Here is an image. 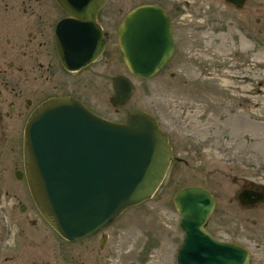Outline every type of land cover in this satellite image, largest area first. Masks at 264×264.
<instances>
[{
    "label": "water",
    "instance_id": "1",
    "mask_svg": "<svg viewBox=\"0 0 264 264\" xmlns=\"http://www.w3.org/2000/svg\"><path fill=\"white\" fill-rule=\"evenodd\" d=\"M57 1L72 17L58 24L59 56L67 68L78 69L104 47L96 14L106 0ZM118 43L128 71L149 78L173 54L170 20L158 6H138L123 17ZM113 92L110 103L119 107L134 86L118 75ZM170 160L167 134L143 110L129 112L126 122L119 123L92 113L75 99L58 98L42 104L25 130L31 195L48 224L71 242L103 230L124 210L151 198ZM173 204L183 234L177 264H248L246 249L217 241L205 229L214 207L207 188L184 186L174 194Z\"/></svg>",
    "mask_w": 264,
    "mask_h": 264
},
{
    "label": "rangeland",
    "instance_id": "2",
    "mask_svg": "<svg viewBox=\"0 0 264 264\" xmlns=\"http://www.w3.org/2000/svg\"><path fill=\"white\" fill-rule=\"evenodd\" d=\"M141 2L152 1L125 0L121 16ZM251 6L250 19L246 20L244 10ZM108 8L114 10V0ZM243 8L239 10L225 0H181V48L169 68L149 78L132 75L118 52L106 56L105 85L90 88L89 102L94 109L116 122L124 121L133 110L148 112L162 124L168 121L174 138L180 139L178 153L187 161H175L151 198L127 208L101 230L106 235L104 251L99 248V233L72 242L59 234L52 237L59 261L69 255L72 264H177L182 232L173 196L180 188L201 185L226 193L235 176L264 183V97L252 95L249 102L241 98V90L247 88L243 85L246 71H236L227 57L233 50L236 53L251 46L245 41L243 25L246 29L258 28L254 24L257 17L264 32V0H246ZM115 25L111 27L113 35ZM195 51L202 55L200 66ZM254 57L256 60L249 65L253 77L249 85L263 79L264 87V42ZM115 75L127 77L134 86L131 97L119 107L109 102L113 96L111 78ZM92 90H97L94 97ZM25 215L31 216L32 212ZM254 216L256 213L251 211L250 218ZM24 217L19 218L20 222ZM40 224H48L43 216ZM249 228L251 237L246 244L252 253L251 264H258L264 256V248L260 247L264 235L255 227ZM100 255L104 257L101 261Z\"/></svg>",
    "mask_w": 264,
    "mask_h": 264
},
{
    "label": "flooded vegetation",
    "instance_id": "3",
    "mask_svg": "<svg viewBox=\"0 0 264 264\" xmlns=\"http://www.w3.org/2000/svg\"><path fill=\"white\" fill-rule=\"evenodd\" d=\"M110 1L106 0L96 14V21L105 41L103 49L85 66L70 69L62 63L59 56L58 24L72 17L57 0H0V264H72L69 255L61 257L59 261L56 240L51 239L58 233L49 224H40L42 216L29 189L24 162V136L28 121L34 113L50 100L72 98L92 113L104 118L89 102L90 88H100V83L105 85L106 56L115 51L120 55L119 25L123 17L138 6L155 5L162 8L171 24L173 54L154 75L169 68L176 51L181 48V0H177V4L173 3L175 0L141 2L123 16L120 11L125 0H114V10L108 8ZM245 2L246 0L242 2L241 7L226 3L244 10ZM251 9L252 6L244 10V19H250ZM115 23L113 35L111 27ZM254 24L259 27L246 29V25L242 26L245 41L250 42L251 46L239 50L241 54L233 50L227 55L236 71H246V82L243 85H247V88L242 89L240 93L246 102L251 100L252 95L258 99L264 97V87L261 86L263 79L257 80L256 85L255 82L252 83L253 86L249 85L253 81L249 65L264 42L261 19L256 17ZM194 56L200 66L204 62L201 60L202 55L195 51ZM229 66L232 68V64ZM179 67L181 54L178 59ZM115 76L111 78L112 87ZM92 92L94 97L96 92ZM128 114L129 112L126 119L119 123L126 122ZM151 116L168 136L171 147L168 169L175 161L186 163V158L181 157V152L178 153L180 139L174 138L171 123L165 121L162 124L156 116ZM179 147L181 150V144ZM207 189L213 196L214 207L204 224L205 229L217 241L246 249L249 252L248 264H251L252 253L246 241L251 237L249 227L261 230L264 235V183L235 176L231 180L229 192ZM251 211L256 213L253 218H250ZM27 212H32V215L26 217ZM22 216H25L24 222H20L19 218ZM98 233L99 248L104 251L106 235L102 231L93 235ZM242 241H245V244ZM260 247L264 248V245L261 244ZM103 258L102 255L98 256L100 261ZM258 264H264V256Z\"/></svg>",
    "mask_w": 264,
    "mask_h": 264
},
{
    "label": "bare ground",
    "instance_id": "4",
    "mask_svg": "<svg viewBox=\"0 0 264 264\" xmlns=\"http://www.w3.org/2000/svg\"><path fill=\"white\" fill-rule=\"evenodd\" d=\"M244 0H239V1H228L229 3H232V4H234V5H236L237 7H241V4H242V2H243ZM105 43V42H104ZM79 69V68H78ZM48 146L49 147H53L54 146V144L53 143H48ZM39 147H41V145H40V143H39ZM57 174H59V173H57Z\"/></svg>",
    "mask_w": 264,
    "mask_h": 264
}]
</instances>
